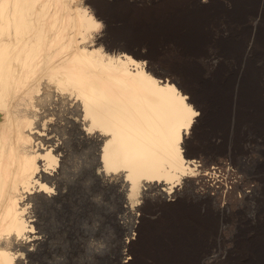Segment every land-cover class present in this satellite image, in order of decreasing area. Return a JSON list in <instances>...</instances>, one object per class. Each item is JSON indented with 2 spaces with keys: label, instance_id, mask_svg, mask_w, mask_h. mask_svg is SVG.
<instances>
[{
  "label": "bare ground",
  "instance_id": "6f19581e",
  "mask_svg": "<svg viewBox=\"0 0 264 264\" xmlns=\"http://www.w3.org/2000/svg\"><path fill=\"white\" fill-rule=\"evenodd\" d=\"M83 1L0 0V264H68L55 251L86 245L89 211L104 206L106 192L132 220L146 205L162 211L197 201L192 187L199 165L183 147L202 126L198 105L143 54L103 47ZM233 1L222 6L225 20L238 10ZM249 1L256 13L264 9V0ZM253 30L219 26L206 40L198 79L231 149L264 137V64L254 45L264 32ZM217 172L211 166L208 175ZM187 217L186 229L176 233L183 248L169 240L179 250L158 251L155 244L152 262L183 253L186 264H202L219 226L209 212L196 224Z\"/></svg>",
  "mask_w": 264,
  "mask_h": 264
},
{
  "label": "rangeland",
  "instance_id": "374dc122",
  "mask_svg": "<svg viewBox=\"0 0 264 264\" xmlns=\"http://www.w3.org/2000/svg\"><path fill=\"white\" fill-rule=\"evenodd\" d=\"M71 1L74 4L79 2V0ZM229 1L234 2L233 0L83 1V8L89 15L92 14L90 16L99 25L95 31L104 35L101 43L103 47L111 45L114 48H122L125 53L143 54L146 57L143 60L151 62L167 77L174 79L185 90V94L198 105L196 110L202 126L196 134L191 132L189 143L183 147L184 154L189 153V158L196 160V164L199 165L193 174L192 187L197 201H186V204L180 205L179 208L169 206L162 211L159 206L146 205L143 215L137 220H132L120 211L119 198L113 193L106 192L103 194L104 197L101 194L104 206L101 208L91 206L89 211L91 227L86 245L80 248L69 244L66 249L60 246L56 248L58 251H55L57 257L66 256L68 264H126L123 257H131L134 262L131 261V264H136L138 261L145 264L149 261L151 264L153 260L148 256L153 254H149L154 248L153 245H158V251L160 248L168 250L173 247L170 251L177 252L179 249L174 248L177 245L168 246L169 240L177 242L176 233L186 229L189 214L195 217L196 224L198 217L205 211L215 218L213 220L219 227L214 232L215 240L208 242L202 264H264V137L259 136V139L256 137V142L253 139L252 143L241 141L235 148H229L228 134L225 130L221 131L220 123L217 124V121L212 119L209 96L202 91L200 85L198 86L203 60H207L206 40L219 26L225 23L229 25L231 31L251 34L255 28V31L263 36L264 9L256 13L257 7L252 6L249 0H237L238 10L225 20L222 15L226 11L222 6L229 5ZM210 3L212 8L209 10L194 9L195 5ZM254 45L258 53H261L258 54V60L264 64V39L255 41ZM211 166L218 168L217 174L212 178L208 175ZM91 191L97 193L99 190L92 188ZM245 194H250V197L245 198ZM198 206L204 209H196L199 208ZM116 220H119V223ZM169 220L174 222L171 223ZM139 227L143 230L141 228L138 230ZM171 233H174L173 236ZM164 234V241L154 242L157 235ZM141 235L149 237H144L143 240ZM181 246L183 248V245ZM253 249H260V253H253ZM174 254L169 253L167 256L169 258L162 256L165 261L159 258L158 264L164 262L173 264L175 258L179 261L184 260L183 264H186L183 253L180 258ZM68 256H71L70 260ZM174 256L175 258L172 259Z\"/></svg>",
  "mask_w": 264,
  "mask_h": 264
}]
</instances>
